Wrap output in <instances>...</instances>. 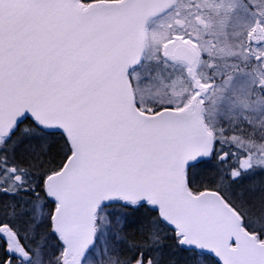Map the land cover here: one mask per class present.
<instances>
[{
  "label": "snow or ice",
  "instance_id": "6c2138e0",
  "mask_svg": "<svg viewBox=\"0 0 264 264\" xmlns=\"http://www.w3.org/2000/svg\"><path fill=\"white\" fill-rule=\"evenodd\" d=\"M0 264H264V0H0Z\"/></svg>",
  "mask_w": 264,
  "mask_h": 264
}]
</instances>
